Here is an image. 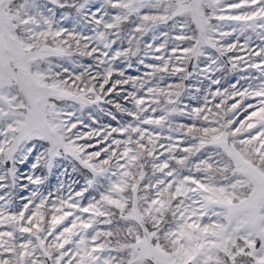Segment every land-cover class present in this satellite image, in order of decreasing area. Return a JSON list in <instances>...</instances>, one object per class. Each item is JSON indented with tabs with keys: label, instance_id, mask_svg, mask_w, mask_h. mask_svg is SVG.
<instances>
[{
	"label": "snow or ice",
	"instance_id": "6c2138e0",
	"mask_svg": "<svg viewBox=\"0 0 264 264\" xmlns=\"http://www.w3.org/2000/svg\"><path fill=\"white\" fill-rule=\"evenodd\" d=\"M0 264H264V0H0Z\"/></svg>",
	"mask_w": 264,
	"mask_h": 264
},
{
	"label": "rangeland",
	"instance_id": "374dc122",
	"mask_svg": "<svg viewBox=\"0 0 264 264\" xmlns=\"http://www.w3.org/2000/svg\"><path fill=\"white\" fill-rule=\"evenodd\" d=\"M132 74H133V75H135V74H136L134 70H132Z\"/></svg>",
	"mask_w": 264,
	"mask_h": 264
}]
</instances>
